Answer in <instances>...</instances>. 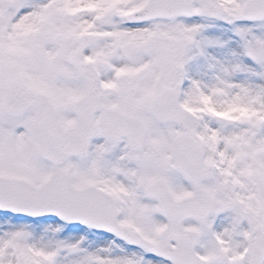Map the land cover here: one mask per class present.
I'll return each instance as SVG.
<instances>
[{"label":"snow or ice","instance_id":"1","mask_svg":"<svg viewBox=\"0 0 264 264\" xmlns=\"http://www.w3.org/2000/svg\"><path fill=\"white\" fill-rule=\"evenodd\" d=\"M0 264H264V0H0Z\"/></svg>","mask_w":264,"mask_h":264}]
</instances>
